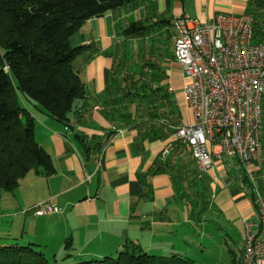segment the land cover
<instances>
[{
    "label": "trees",
    "instance_id": "16d2710c",
    "mask_svg": "<svg viewBox=\"0 0 264 264\" xmlns=\"http://www.w3.org/2000/svg\"><path fill=\"white\" fill-rule=\"evenodd\" d=\"M165 1L167 14L171 0ZM141 4L140 0H0L1 190L15 189L28 173L55 172L50 155L35 140L34 118L25 103L64 126L70 124L77 101L85 97L84 80L73 66L85 47L71 45L70 37L90 18L117 10L131 12ZM244 13L252 19V41L264 44V0H247ZM173 35L169 17L123 18L116 26L115 50L106 53L114 64L108 86L98 94L101 114L114 128L135 130L140 141L167 138L181 121L167 89ZM260 142L263 148L264 91ZM82 148L90 151L83 142ZM159 173L170 175L178 189L182 186L178 196L191 205L192 220L211 208L209 183L198 176L193 156L182 143L174 141L170 154L156 157L145 175ZM242 183L256 207L257 195L247 176ZM69 243L65 242V249ZM167 252L150 253L139 242L126 240L114 254L77 258L70 264H197L190 257ZM229 253L230 264H243V240L238 261ZM68 258L66 254L51 261L31 243L0 247V264H62Z\"/></svg>",
    "mask_w": 264,
    "mask_h": 264
},
{
    "label": "crops",
    "instance_id": "0c3cea01",
    "mask_svg": "<svg viewBox=\"0 0 264 264\" xmlns=\"http://www.w3.org/2000/svg\"><path fill=\"white\" fill-rule=\"evenodd\" d=\"M140 1L142 4L132 12L117 10L88 19L70 37L71 45L85 47L74 61H78L76 67L85 83V97L77 101L68 126L25 103L34 118L35 140L50 155L55 170L50 175L31 172L32 179L26 178L32 181L29 187L32 197L27 201V208L48 201L58 209L56 213L42 216L26 212L34 218V231L40 230L43 242L56 241L63 253L60 257L69 254L70 259L66 261L114 254L126 240L139 242L150 253L174 252L167 249L166 243L176 235L178 225L192 222L191 205L178 196L182 186L178 189L166 173L145 175L156 157L164 159L170 154L176 141L173 134L164 139L140 141L135 130L114 128L102 116L98 94L108 86L114 64V59L106 53L115 50L116 26L123 18L144 20L148 15L158 14L171 18L172 24L176 17L187 14L207 21L218 14L244 13L247 0H171L172 10L167 14H164L165 0ZM153 7L157 14L149 10ZM171 68H178L180 74L174 77ZM167 75V89L175 93V104L181 109L180 123H186L189 111L181 91L182 72L173 59L168 63ZM82 142L90 151L84 152ZM226 161H231L226 167L237 163L235 159ZM255 161L249 168L255 177L249 181L257 197L264 201V176L257 174L261 170L257 167L258 159ZM222 167V162L216 160L202 175L212 188L209 205L217 216L229 222V227L235 225L242 236V220L255 207L242 183L243 177L235 180ZM36 187L39 189L34 192L32 189ZM178 208L180 219L176 217ZM67 240L70 247L65 249Z\"/></svg>",
    "mask_w": 264,
    "mask_h": 264
},
{
    "label": "built area",
    "instance_id": "2783aa9c",
    "mask_svg": "<svg viewBox=\"0 0 264 264\" xmlns=\"http://www.w3.org/2000/svg\"><path fill=\"white\" fill-rule=\"evenodd\" d=\"M172 27L174 61L189 111L186 123L172 127L174 139L191 152L199 177L216 160L235 159L250 168L262 153L264 91V44L252 41L251 16L218 14L199 21L184 14ZM255 203L242 220L243 264H264V201L258 196ZM26 211L42 216L58 209L40 201Z\"/></svg>",
    "mask_w": 264,
    "mask_h": 264
},
{
    "label": "rangeland",
    "instance_id": "374dc122",
    "mask_svg": "<svg viewBox=\"0 0 264 264\" xmlns=\"http://www.w3.org/2000/svg\"><path fill=\"white\" fill-rule=\"evenodd\" d=\"M153 8L154 9L150 8L149 10L157 14V10L155 7ZM157 15L154 17L159 18L160 15ZM129 20L132 19L129 18ZM77 62L78 61H76V63ZM76 63L73 65L75 69H77ZM171 70L173 71L174 77L180 74L178 68H171ZM171 96L177 100L175 93L171 92ZM178 109L181 115V109L179 107ZM263 148L257 163L258 170H261L257 174H261L262 176H264ZM220 162H222V168H224L231 161H226V159H224ZM224 169L235 180L239 179L241 176H247L250 180L252 177H255L254 171L249 170V168H244L239 163H235V165L233 163L230 167ZM31 176L32 175L28 173L26 177L20 181L19 185L11 191L0 189V247L10 245L24 246L30 243L36 244L39 246V250H41L49 260L53 261L52 259L54 257L58 258L60 255H63V253L61 254V250L57 248V242L53 241V243L50 244L43 242L44 236H42L40 230L38 229L36 233L34 231V218L31 216V213L26 212V209H28L27 205L29 204L27 201L32 197V191L29 189L32 181H26L28 180L26 178L31 180ZM205 180L208 181L206 178ZM209 188L210 192L208 196L211 200L212 188L210 184ZM38 189L39 188L36 187V189L32 190L35 192V190ZM178 202V204H181L180 201ZM180 210V208L176 210V217L178 219L181 218ZM207 212L208 214L202 216L204 218L201 223L198 222V220L191 219L192 222H187L186 225H178L176 227V235L171 236L170 242L168 241V243H166V245H168L167 249H173L176 253L190 257L194 259L197 264H230L232 253L230 254L229 251L235 254V261H238L240 259L238 252L241 249V240L243 236L236 230L235 225H232L233 227L231 228L227 225L229 222L217 216L214 209L210 208ZM202 217L199 215V220L202 219ZM162 253L168 252L165 251ZM71 262H74V260H68L62 264H70Z\"/></svg>",
    "mask_w": 264,
    "mask_h": 264
},
{
    "label": "bare ground",
    "instance_id": "6f19581e",
    "mask_svg": "<svg viewBox=\"0 0 264 264\" xmlns=\"http://www.w3.org/2000/svg\"><path fill=\"white\" fill-rule=\"evenodd\" d=\"M234 15H236V14H234ZM174 21V20H173ZM173 21H172V23H173ZM173 28V27H172ZM174 36V35H173ZM173 42H174V38H173ZM173 47H174V43H173ZM173 60H174V57H173ZM175 62V61H174Z\"/></svg>",
    "mask_w": 264,
    "mask_h": 264
}]
</instances>
